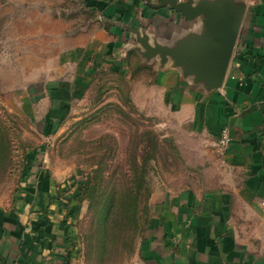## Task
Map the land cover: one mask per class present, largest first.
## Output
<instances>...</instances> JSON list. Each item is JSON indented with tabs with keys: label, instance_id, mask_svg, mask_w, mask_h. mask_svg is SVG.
Wrapping results in <instances>:
<instances>
[{
	"label": "rangeland",
	"instance_id": "374dc122",
	"mask_svg": "<svg viewBox=\"0 0 264 264\" xmlns=\"http://www.w3.org/2000/svg\"><path fill=\"white\" fill-rule=\"evenodd\" d=\"M103 1L0 0V208L25 199L24 190H55L69 211L74 264H138L152 191L200 188L215 172L197 139L175 133L150 100L158 92L149 70L100 68L76 91L69 58L103 40ZM202 146L217 152L208 140Z\"/></svg>",
	"mask_w": 264,
	"mask_h": 264
},
{
	"label": "crops",
	"instance_id": "0c3cea01",
	"mask_svg": "<svg viewBox=\"0 0 264 264\" xmlns=\"http://www.w3.org/2000/svg\"><path fill=\"white\" fill-rule=\"evenodd\" d=\"M231 1L237 39L220 88L134 51V32L175 48L203 36L202 21H185L168 0H104L103 40L91 39L69 58L76 91L100 68L149 70L158 92L150 100L166 111L175 133L197 139L215 172L200 188L152 191L153 218L137 245L138 264H264V0ZM222 129L231 139L224 152L205 149L202 142L217 140ZM24 197L0 208V264H74L78 249L64 223L69 211L55 190L32 188Z\"/></svg>",
	"mask_w": 264,
	"mask_h": 264
},
{
	"label": "water",
	"instance_id": "95a60500",
	"mask_svg": "<svg viewBox=\"0 0 264 264\" xmlns=\"http://www.w3.org/2000/svg\"><path fill=\"white\" fill-rule=\"evenodd\" d=\"M167 6L185 21L200 19L203 36L175 48L151 43L143 32H134V51L148 63L154 59H159L162 64L171 61L186 76H193L197 82L203 81L210 89L220 88L237 39L236 28L231 22L232 1L186 0L177 3L168 0Z\"/></svg>",
	"mask_w": 264,
	"mask_h": 264
},
{
	"label": "built area",
	"instance_id": "2783aa9c",
	"mask_svg": "<svg viewBox=\"0 0 264 264\" xmlns=\"http://www.w3.org/2000/svg\"><path fill=\"white\" fill-rule=\"evenodd\" d=\"M177 3H183L186 0H175ZM218 153H223L224 150L229 146L231 139L227 129H222L220 136L217 140L209 141Z\"/></svg>",
	"mask_w": 264,
	"mask_h": 264
},
{
	"label": "trees",
	"instance_id": "16d2710c",
	"mask_svg": "<svg viewBox=\"0 0 264 264\" xmlns=\"http://www.w3.org/2000/svg\"><path fill=\"white\" fill-rule=\"evenodd\" d=\"M141 165H142L141 167H142V172H143L142 176H144V166H145L144 160L142 161ZM95 192H96L95 191V185H92L90 183V179H87V181L83 187V194L86 198H88L90 200L91 203L97 198V194ZM129 206H131V205H129ZM108 212H110V208L107 207L106 214H108ZM129 212H130V215L133 216V207L131 208V211H129Z\"/></svg>",
	"mask_w": 264,
	"mask_h": 264
}]
</instances>
